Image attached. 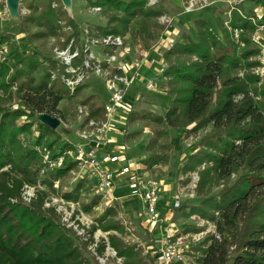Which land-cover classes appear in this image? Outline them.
I'll list each match as a JSON object with an SVG mask.
<instances>
[{
    "label": "trees",
    "instance_id": "16d2710c",
    "mask_svg": "<svg viewBox=\"0 0 264 264\" xmlns=\"http://www.w3.org/2000/svg\"><path fill=\"white\" fill-rule=\"evenodd\" d=\"M254 2L264 11V0ZM148 3L88 0L87 6L98 7L106 19L105 26H97L96 36H123L133 23L139 36L151 38V29L157 27L154 20L162 12ZM27 7L31 14L22 21L23 31L27 25L37 28L33 38L57 36L68 26L72 34L67 41L77 35L76 22L53 1L41 10L31 2ZM247 16L230 10L228 26L240 30L239 42L231 38L222 21L219 36L209 20H197L195 41L186 37L162 53L165 67L161 76L166 92L173 97L171 105L163 115L132 113L128 121L139 118L152 131L140 168L146 172L168 162L172 149L168 128L194 123L190 130L194 132L211 126L203 148L191 153L183 166L185 172L204 165L195 188L199 203L188 206V211L185 205L178 209L183 216L196 214L215 228L193 246L196 254L187 255L192 264H264V79L256 73L260 49L242 35L256 27ZM0 39L8 49L0 59V264H100L97 256L103 257L107 246L121 259L120 264H151L141 247L118 236L124 235V227L115 222L114 208H107L82 236L66 226L55 204L44 206L51 198L47 201V193L36 190L37 183L51 188L55 179L67 176L79 163L68 155L75 146L59 141L57 129L41 124L36 115L46 112L59 117L57 103L76 96L87 84L83 82L69 93L57 77L62 71L58 61L44 58L26 63L21 52L10 50L5 35ZM83 57L80 50L77 62ZM89 115L102 117L103 106L91 107ZM60 157L63 160L56 164ZM41 170L46 175L37 180ZM86 178L81 176L61 196L78 201ZM219 184L220 190L212 193ZM25 185L35 187L34 198L28 203L22 199ZM97 203L93 198L82 208L88 211ZM97 229L108 232L106 238L96 241ZM95 241L94 254L89 246Z\"/></svg>",
    "mask_w": 264,
    "mask_h": 264
},
{
    "label": "rangeland",
    "instance_id": "374dc122",
    "mask_svg": "<svg viewBox=\"0 0 264 264\" xmlns=\"http://www.w3.org/2000/svg\"><path fill=\"white\" fill-rule=\"evenodd\" d=\"M49 1H53V5L61 6L65 10L66 16L76 22L78 26L77 35H72L67 41V36L72 34V30L68 29L70 28L68 26L62 28L57 36L33 38L31 34L37 32L38 29L27 25V29L23 31L22 24L23 19L31 14V10L28 9L29 13L26 15L16 17L12 16L10 8L6 5L4 16L0 19V36L5 35L8 38L10 50L17 49L21 52L25 56L26 63L33 60L45 61L44 58H53L57 61L54 50L67 46L70 40L73 39L76 50H83L89 45L95 57L105 60L107 55L102 53L104 49L99 44L100 42L97 44L93 42L99 40V37L102 36H96L95 32L97 26H105L106 19L100 13V10L87 6L88 0H69L68 8H66L63 0H19L18 9L19 7H26L31 2L41 10ZM187 1L189 0H154L153 2L149 0L148 4L151 5V8L162 12L161 16L154 20V22H157V27L151 29V38L139 36L136 26L130 23L128 31L121 37L123 47L113 49L116 54L113 65L118 66L119 63H122L123 69L126 71L125 74L130 77L135 76V78H133L129 88L131 100L126 97L124 99L127 110L117 109L115 111V117L111 121L107 139L109 145L115 149H124L126 156L136 162V167H138L139 162L144 161L147 157L144 148L152 136V131L146 122L139 118L128 122L131 114L141 115L151 112L156 115H163L173 99L166 92L165 81L160 72V68L164 63L162 53L168 49L166 45L168 39L174 40L175 45L183 42L186 37L195 41L197 38L195 22L200 19L209 20L219 36H221V21L227 32L231 33V28L228 26L230 10H239V14L244 17L248 15L249 21L256 26L253 32L242 35L249 37L251 45H254L251 38L259 27V36L261 37L259 42L264 46V25H262L264 23V11L263 7L255 3L254 0H207V4L201 0H195L194 8L185 10L188 5ZM247 12L248 14H245ZM163 18L169 19L170 22H163ZM260 26L263 27L260 28ZM86 30H88V34L85 32ZM1 58L3 59V57ZM84 82L87 86L80 93L71 98H64L56 106V110L60 115L58 118L61 122L57 127L59 141H68L74 146L83 144L76 134L82 120V116L78 113V107L81 105L84 107V111L88 112L91 107L103 105L107 102L113 93V88L109 86V82L94 71L86 74ZM148 83H153L154 88H147ZM62 89L64 88L62 87ZM13 104L16 105L15 99ZM193 125L194 123L179 128L167 129L169 144L172 148L170 157L164 165L165 167L159 169L155 176L152 175V172L138 170L141 176H149L160 182L161 198L168 199L167 191L172 195L177 191L182 194L181 205L187 206L186 211H188V206L198 204L200 201V198L196 196L195 188L199 180L198 172L204 165L194 166L185 172L183 166L187 162V157L197 149L203 148L204 140L211 135V126L190 132ZM130 134L134 135L129 136ZM112 167L115 168L116 166L113 165ZM156 169L154 167L152 171L156 172ZM44 175H46V172L43 170L38 172L36 174L37 180H41ZM83 175H86L84 169L78 164L75 169L69 171L67 176L55 179L51 188L37 183L36 190H44L47 193L45 199L48 201L49 198H52V202L60 208L65 219L72 215L85 223L91 222L92 224L107 208H114L116 211L115 222L124 227V235H117L124 242L141 247L142 254H146L151 264H155L152 250H149L147 254V246L151 243L154 231L159 227V224L150 223L138 216L135 217V214L132 215L129 211L124 210L117 199L108 201V195L104 191H100L93 180L89 178H86L85 189H81L78 201H67L61 196L62 193L71 190ZM193 184L195 187H192ZM221 185L215 186L212 193H217ZM169 186L171 187L168 188ZM164 187H167V189L165 190ZM190 191H192L191 195ZM125 192H128L127 182L121 179L114 184L112 194L118 198L126 194ZM93 198H97V205L91 206L88 211H84L82 205L89 204ZM44 206H46V203ZM165 215L167 217L166 221L174 224L177 231L185 235L184 242L189 256L196 254L194 245L198 246L200 241L215 231L214 225L210 221L202 219L196 214L189 217L183 216L181 209L176 210L169 207ZM162 219L165 221L164 217ZM140 223L144 224V227L149 228V230L145 229ZM107 233L97 229L94 237L97 240L102 237L106 238ZM111 233L114 232L111 231ZM99 258L100 264H120L121 262V259L107 251L103 257ZM188 258L181 264H192ZM92 262L94 261L92 260Z\"/></svg>",
    "mask_w": 264,
    "mask_h": 264
},
{
    "label": "built area",
    "instance_id": "2783aa9c",
    "mask_svg": "<svg viewBox=\"0 0 264 264\" xmlns=\"http://www.w3.org/2000/svg\"><path fill=\"white\" fill-rule=\"evenodd\" d=\"M154 0H151L153 2ZM207 4V0H201ZM188 7L185 10L194 8L195 0L187 1ZM29 8L19 7L18 15H26L29 13ZM96 10H100L98 7H94ZM6 11V0H0V19L3 18ZM239 11V10H238ZM163 22L169 23L170 20L163 18ZM264 25V23L262 24ZM263 26H260L262 28ZM70 29V28H68ZM259 27L252 35V41L255 46L260 49V65L256 70L264 79V46L260 44L259 40ZM88 34V30L85 31ZM231 36L234 41L239 42L241 39V32L238 28L231 29ZM99 37V36H98ZM120 35L107 34L99 37V40H95V44H99L104 49L103 54L107 55L105 60L95 57L94 52L90 49L91 46L83 48L84 57L82 61L77 62L80 55V50L74 48V40L71 39L69 44L65 47L56 48L55 58L62 67L61 73L57 76L61 80L65 88L69 93H72L75 88L85 81V76L88 72L94 71L95 73L102 75L106 81L109 82V86L113 88V93L105 102L103 106V116L92 118L90 117V111H84L83 106L78 107V113L82 116L80 125L76 131L77 136L83 142V144L75 146L73 151H69L68 155L73 157L83 167L86 176L93 180L96 187L100 191H104L108 195V201L115 200L112 190L114 184L123 179L127 182V190L131 196L138 199V217L144 218L150 223L159 224V227L166 221L162 219L160 212L158 211V203L160 201V182L149 176L143 177L138 173L140 166L136 167V163L129 159L124 149H116L110 151L108 148L107 134L111 126V121L114 119V113L117 109L127 110V104L124 102L125 97L131 100V94L129 92L130 78L122 71L123 64L119 63L118 66L113 65L116 60V54L114 48L123 47V39ZM91 43V42H90ZM168 49L175 45V41L168 39L166 43ZM8 52L4 44L0 39V59ZM77 62V64H75ZM75 64V65H74ZM165 63L160 68V72L163 71ZM117 70V71H115ZM121 72H118V71ZM56 75H53V78ZM147 88L153 89L154 84L148 83ZM18 108L17 105L13 107ZM84 114V115H82ZM84 117V118H83ZM107 149V151L105 150ZM47 160V155L44 156ZM63 157L57 160L56 164L61 163ZM54 164V163H53ZM116 167L113 168L112 166ZM192 187H195L193 184ZM193 191V189H192ZM190 191V195L191 192ZM35 195V187L25 185L22 191V199L28 203ZM182 194L178 191L172 195L169 201V206L173 209H178L181 206ZM53 199L51 202H46V206L54 204ZM56 205V204H55ZM58 212L62 214V221L67 227H72L78 235L85 236V228L89 227L90 223H85L75 216L72 219V215L68 219L63 217V213L56 205ZM72 219V220H70ZM167 222V221H166ZM86 238V237H85ZM97 241V238L94 237ZM185 235L182 232H178L176 226L170 222H167L164 228L160 230L158 234H154L151 243L147 246V254L149 250H152V257L155 264H169L183 262L188 252L185 247ZM96 241L89 246V249L95 254L94 249ZM106 251L115 255V252L106 247ZM97 259H100L97 256Z\"/></svg>",
    "mask_w": 264,
    "mask_h": 264
},
{
    "label": "crops",
    "instance_id": "0c3cea01",
    "mask_svg": "<svg viewBox=\"0 0 264 264\" xmlns=\"http://www.w3.org/2000/svg\"><path fill=\"white\" fill-rule=\"evenodd\" d=\"M124 73H125V71H124V69L122 70ZM128 76V75H127ZM129 78H130V80H131V82L133 81V78H135V76H128ZM107 149H110V151H112L113 152V150L116 152V149L114 148V147H112V146H110L109 144H108V148ZM107 149H105L106 151H107ZM133 162H135L133 159H131ZM136 163V162H135ZM139 165H140V168H141V162H139L138 163ZM138 165V166H139ZM165 166L164 165H159V166H157L156 168V172H153V171H149V173H151L152 172V175H154L155 176V174L159 171V169H162V168H164ZM171 186H169L168 188H170ZM165 188V187H164ZM167 189V187L165 188V190ZM126 194H124V195H122V196H119L118 198H117V200H119L120 201V206H122L123 207V209L124 210H127V211H129V213H131L132 215L133 214H135V217H137L138 216V199L136 198V197H134V196H131L128 192H125ZM167 194L169 195L168 196V199H165V198H161V194H160V201H159V203H158V211L160 212V214H161V216L162 217H164L165 218V220H167V217H166V212H167V210H168V208L170 207L169 206V201L171 200V197H172V193L170 194V192L168 193V191H167ZM175 194V193H174ZM173 194V195H174ZM176 210H178V209H176ZM140 220V219H139ZM141 224V223H140ZM167 224V222L165 221L163 224H162V226H160V227H157V231L155 230L154 232V234H156V232H160V230L162 229V228H164L165 227V225ZM143 227H144V224H141ZM145 229H147V230H149V228H147V227H144ZM157 233V234H158Z\"/></svg>",
    "mask_w": 264,
    "mask_h": 264
},
{
    "label": "water",
    "instance_id": "95a60500",
    "mask_svg": "<svg viewBox=\"0 0 264 264\" xmlns=\"http://www.w3.org/2000/svg\"><path fill=\"white\" fill-rule=\"evenodd\" d=\"M64 1V4L66 6V8H68L69 6V0H63ZM6 5L7 7L10 8L11 10V14L12 16H16L18 17V5H19V0H6ZM36 118L38 119V121L51 128V129H57V127L60 125V119L58 117H56L55 115H52L50 113H46V112H41V113H38L36 115Z\"/></svg>",
    "mask_w": 264,
    "mask_h": 264
}]
</instances>
